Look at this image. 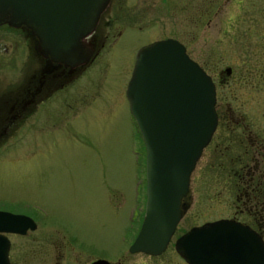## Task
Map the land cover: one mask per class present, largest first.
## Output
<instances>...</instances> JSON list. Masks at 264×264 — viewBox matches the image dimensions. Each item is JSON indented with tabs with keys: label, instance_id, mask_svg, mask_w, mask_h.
<instances>
[{
	"label": "rangeland",
	"instance_id": "obj_1",
	"mask_svg": "<svg viewBox=\"0 0 264 264\" xmlns=\"http://www.w3.org/2000/svg\"><path fill=\"white\" fill-rule=\"evenodd\" d=\"M144 2L142 19L155 27L129 29L117 45L101 52L95 66L99 71L92 76L99 86L86 103L92 110L83 116L50 111L43 126L20 129L0 146V209L37 223L25 234H7L12 264H90L96 259L110 264H187L174 248L184 231L222 218L250 223L236 207L232 183L244 150L238 139L241 128L231 129L223 120L230 115L264 133V0ZM172 23L171 34L188 45L189 56L216 83L215 108L221 117L191 174L188 209L166 250L159 255L130 253L144 210L145 156L121 92L138 45L157 29L167 35ZM227 66L232 68L229 75L224 72ZM222 72L227 79L220 85ZM244 77L248 85L240 82Z\"/></svg>",
	"mask_w": 264,
	"mask_h": 264
},
{
	"label": "water",
	"instance_id": "obj_2",
	"mask_svg": "<svg viewBox=\"0 0 264 264\" xmlns=\"http://www.w3.org/2000/svg\"><path fill=\"white\" fill-rule=\"evenodd\" d=\"M110 0H0V23L28 26L42 53L54 60L83 57ZM230 66L224 69L229 75ZM126 97L145 148V206L130 253H163L186 209L190 177L218 125L210 74L176 39L158 40L136 53ZM37 227L29 216L0 210V264H11L6 234ZM188 264H264V239L248 224L222 218L193 226L176 238ZM90 264H110L96 259Z\"/></svg>",
	"mask_w": 264,
	"mask_h": 264
},
{
	"label": "flooded vegetation",
	"instance_id": "obj_3",
	"mask_svg": "<svg viewBox=\"0 0 264 264\" xmlns=\"http://www.w3.org/2000/svg\"><path fill=\"white\" fill-rule=\"evenodd\" d=\"M145 3L144 0H110L107 8L101 13L95 29L81 40L84 56L81 58L77 57L71 61L54 60L51 55L42 53L38 46L37 38L33 35L30 27H16L7 22H1L0 146L11 138H14L16 132L20 129L26 128L27 126L30 128L34 126V124L43 126L45 121H47L50 111L56 112L58 116H63L71 111H75L77 114L83 116L85 113L91 111L92 105L86 103L91 99L92 91L99 86V79L96 80L92 76L93 72L99 71L95 66L96 60L101 52L110 44H112V46L114 44L117 45L119 39L123 37L129 29H135L141 32L145 29L149 30V27H155L154 24L151 23L145 24L142 19L147 12L144 10V6H147ZM182 6L183 4L180 5V7ZM183 8L188 9V1L184 4ZM174 25L175 24L172 23L167 35H165L166 33L162 34V32L157 29L156 32H153L157 34L147 40V42L138 45L136 51L145 44L172 38L182 43L188 54V45L173 35V33L171 34ZM135 58L136 54L132 69ZM226 79L227 76L224 72L220 73L218 76V84L221 85L226 83ZM81 91L84 93H81ZM102 92H106L105 88H103ZM121 94L123 97L122 104L125 99L129 109L126 89L125 93L121 92ZM109 98L114 102L111 96H109ZM66 106L70 109H65ZM83 108L87 110L80 112ZM217 114L219 124L221 114ZM81 115H79V118L82 117ZM235 119L230 115L228 118L224 119L227 120L225 124L231 127V129H234V126L241 128L238 131L241 137L238 139L239 146L244 150L238 155L240 165L234 173L242 177L245 175H251L253 177L259 166L258 164H260L261 161L264 162V133L261 134L259 130L253 129V127L252 130L247 128L246 126H248V123H245L242 119ZM143 170L145 177V158ZM183 201L185 202L187 210L188 194ZM12 234L15 235L16 233ZM10 247L11 241L9 250Z\"/></svg>",
	"mask_w": 264,
	"mask_h": 264
},
{
	"label": "trees",
	"instance_id": "obj_4",
	"mask_svg": "<svg viewBox=\"0 0 264 264\" xmlns=\"http://www.w3.org/2000/svg\"><path fill=\"white\" fill-rule=\"evenodd\" d=\"M204 69L206 70L205 67ZM247 81L246 77L240 79L244 85H248ZM217 113L219 112L217 111ZM259 166L253 177L251 175L242 177L233 173L232 183L236 190L235 202L237 203L236 207L239 208V213H244L250 218L248 224L264 239V165Z\"/></svg>",
	"mask_w": 264,
	"mask_h": 264
}]
</instances>
